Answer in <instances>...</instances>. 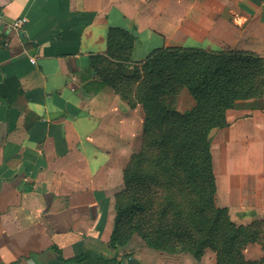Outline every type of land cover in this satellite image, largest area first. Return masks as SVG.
Wrapping results in <instances>:
<instances>
[{
  "label": "crops",
  "instance_id": "0c3cea01",
  "mask_svg": "<svg viewBox=\"0 0 264 264\" xmlns=\"http://www.w3.org/2000/svg\"><path fill=\"white\" fill-rule=\"evenodd\" d=\"M0 11V85L15 79L22 89L13 104L0 95V264L85 254L81 264H114L115 199L144 112L100 85L91 57L106 55L110 28L135 34V62L173 46L264 57V0H0ZM227 121L213 133L228 152L229 198L263 219L264 97L237 102ZM148 251L140 245L122 262L120 250L117 260L153 264Z\"/></svg>",
  "mask_w": 264,
  "mask_h": 264
},
{
  "label": "trees",
  "instance_id": "16d2710c",
  "mask_svg": "<svg viewBox=\"0 0 264 264\" xmlns=\"http://www.w3.org/2000/svg\"><path fill=\"white\" fill-rule=\"evenodd\" d=\"M136 40L130 30L110 28L106 55L91 57L100 85L144 112L143 146L124 170L125 187L115 199L110 247L116 256L109 262L130 259L131 244L139 239L149 249L197 261L210 250L216 264H257L246 259L245 250L250 244L264 250V237L257 239L264 220L237 225L229 209L217 205L211 135L228 127L227 113L237 102L264 97V57L173 46L135 62ZM184 89L195 106L181 113L176 102ZM21 94L15 79L0 85L1 97L10 104ZM90 258L62 260L81 264Z\"/></svg>",
  "mask_w": 264,
  "mask_h": 264
},
{
  "label": "rangeland",
  "instance_id": "374dc122",
  "mask_svg": "<svg viewBox=\"0 0 264 264\" xmlns=\"http://www.w3.org/2000/svg\"><path fill=\"white\" fill-rule=\"evenodd\" d=\"M194 106H195V100L189 94L188 90L184 89L183 92H181L178 95L177 102H176L177 110H179L182 113H186L192 110ZM217 131H214V132H217ZM217 138H218L217 133H212L211 135L212 154H213V161H214V171H215V175L217 178V184H218L217 205L222 208H228L232 220L237 225L249 226L255 221L264 220V218L261 219L259 218L260 216H257L255 214L241 213V211L237 209L236 207L237 198L230 200L229 196L231 194V191H233V188H232L231 183L229 182V175H228V170H229L228 169V160H229L228 152H227V149H224L225 147L223 148L221 144H219L217 147V144H215V140H217ZM142 146H143V134H142L141 148L138 151L139 153L142 149ZM253 169H255L254 165H253ZM233 207H236V208H233ZM252 229L253 228H250L251 233H252ZM260 237L261 238L264 237V230H263V233L257 237V239L259 240ZM140 245H143V243L139 239H136L133 245H131L132 254L135 253V249L138 248ZM148 250H150L148 251V254L142 255L143 260H145V262L150 261L153 264H163L165 263L164 262L165 260H168L170 258L173 264H180L178 258H180L179 256L181 255H172V254H168V253L161 252V251H156V250L149 249V248ZM245 255H246L247 260L256 261L257 264H261V261L264 260V250L262 249L260 244L248 245L245 250ZM205 256H206L205 257L206 259H204V264H214V262L216 264V255L212 251L208 250ZM184 264H195L193 257L191 256L189 260H184Z\"/></svg>",
  "mask_w": 264,
  "mask_h": 264
},
{
  "label": "built area",
  "instance_id": "2783aa9c",
  "mask_svg": "<svg viewBox=\"0 0 264 264\" xmlns=\"http://www.w3.org/2000/svg\"><path fill=\"white\" fill-rule=\"evenodd\" d=\"M2 19V12L0 11V21ZM27 23V19H19V20H15L12 24L11 27L16 30L19 31L21 30L25 24ZM32 63L35 64V60H32Z\"/></svg>",
  "mask_w": 264,
  "mask_h": 264
}]
</instances>
